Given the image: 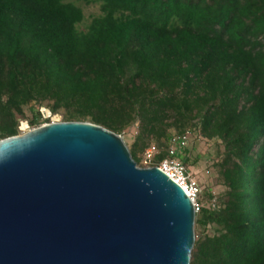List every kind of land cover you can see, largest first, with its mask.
<instances>
[{
    "label": "trees",
    "instance_id": "obj_1",
    "mask_svg": "<svg viewBox=\"0 0 264 264\" xmlns=\"http://www.w3.org/2000/svg\"><path fill=\"white\" fill-rule=\"evenodd\" d=\"M74 1L102 13L84 23ZM46 101L64 121L137 125L138 165L163 139L166 158L173 130L220 139L226 198L200 194L191 264H264V0H0V140Z\"/></svg>",
    "mask_w": 264,
    "mask_h": 264
},
{
    "label": "water",
    "instance_id": "obj_2",
    "mask_svg": "<svg viewBox=\"0 0 264 264\" xmlns=\"http://www.w3.org/2000/svg\"><path fill=\"white\" fill-rule=\"evenodd\" d=\"M195 221L186 191L102 125L0 140V264H191Z\"/></svg>",
    "mask_w": 264,
    "mask_h": 264
},
{
    "label": "rangeland",
    "instance_id": "obj_3",
    "mask_svg": "<svg viewBox=\"0 0 264 264\" xmlns=\"http://www.w3.org/2000/svg\"><path fill=\"white\" fill-rule=\"evenodd\" d=\"M74 2L75 4L81 6L85 12L86 17L84 23H89L94 16L102 13L100 1H94L91 3H86L84 1ZM51 105L52 102L46 101L43 103H32L25 107L24 117H21L22 120L19 127V129L21 130V134L38 127L29 125L28 122L35 114L33 109H35L36 111L39 110V112L41 113L39 126L50 122L64 121L63 112H53V110L51 109ZM136 133L137 125L132 126L130 130L122 134L128 146L133 144ZM171 133L173 137L178 136V133L175 130H173ZM187 135L189 136L187 165L189 173L194 179H196L201 187V198L203 196L208 197L209 193L210 195L214 196L213 198H216L217 202L220 203V201L226 198V186L223 182L222 175L219 169L216 167V163L222 156L224 146L220 139L206 138L200 133V130L195 127L190 128V130L187 132ZM166 142H168V140L163 139L161 142L153 143L157 144L162 149L165 148L164 145H166ZM144 152L139 153L141 165H146L144 163ZM205 205L208 206L210 205V203L205 202ZM196 231L199 235L205 233L213 234L215 232L212 225H208L207 227L197 225Z\"/></svg>",
    "mask_w": 264,
    "mask_h": 264
},
{
    "label": "built area",
    "instance_id": "obj_4",
    "mask_svg": "<svg viewBox=\"0 0 264 264\" xmlns=\"http://www.w3.org/2000/svg\"><path fill=\"white\" fill-rule=\"evenodd\" d=\"M187 132L171 139L167 156L159 164H153L154 158L159 153L158 146L154 143L149 145L144 152V163L148 166L160 167L164 173L177 182L192 198L195 211L198 212L200 210L198 199L202 190L196 179L189 173V169L184 162L189 143Z\"/></svg>",
    "mask_w": 264,
    "mask_h": 264
}]
</instances>
